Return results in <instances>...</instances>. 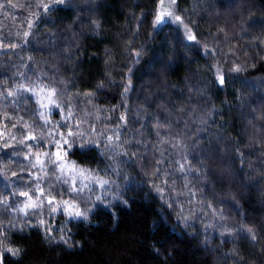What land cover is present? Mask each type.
I'll return each instance as SVG.
<instances>
[{
    "label": "clouds",
    "instance_id": "clouds-1",
    "mask_svg": "<svg viewBox=\"0 0 264 264\" xmlns=\"http://www.w3.org/2000/svg\"><path fill=\"white\" fill-rule=\"evenodd\" d=\"M94 250L264 264V0H0V264Z\"/></svg>",
    "mask_w": 264,
    "mask_h": 264
},
{
    "label": "trees",
    "instance_id": "trees-1",
    "mask_svg": "<svg viewBox=\"0 0 264 264\" xmlns=\"http://www.w3.org/2000/svg\"><path fill=\"white\" fill-rule=\"evenodd\" d=\"M99 46H100L99 43H97V49L99 48ZM94 50L96 49H89V52L94 51ZM93 66L94 67L96 66L95 61H93ZM141 210L144 211L145 213L147 212V209H141ZM139 227L140 225L137 222L132 221L130 219L127 223L122 225V228H121L122 236L119 238V242L117 238H113L111 240H108L107 243L111 246H122L120 242H126L128 237L133 236V235L139 236V233L137 231ZM98 235L101 237V240L104 239L102 232L99 233ZM181 247H183V245H181ZM98 258H99L98 250L85 253L84 256L82 257H73V259H78V260L83 261V264H91L92 261ZM133 258L141 259L144 262V264H155V262L149 259V257L146 255L143 257H140V256H136L135 253H133Z\"/></svg>",
    "mask_w": 264,
    "mask_h": 264
}]
</instances>
